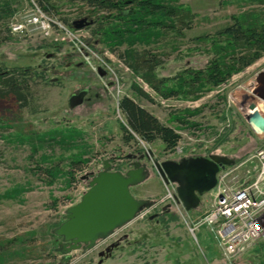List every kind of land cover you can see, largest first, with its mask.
<instances>
[{"label": "rangeland", "instance_id": "rangeland-1", "mask_svg": "<svg viewBox=\"0 0 264 264\" xmlns=\"http://www.w3.org/2000/svg\"><path fill=\"white\" fill-rule=\"evenodd\" d=\"M161 1L189 10L193 17L188 27L139 29L134 24L132 33L140 39L132 45L129 33L122 35L119 45L110 41L113 37L118 41L115 36L91 34L96 18L77 14L79 6L60 1V16L93 20L78 31L88 46L82 50L71 41L53 42L36 31L10 34L9 22L28 14L31 0H0V35L6 38L0 42V67L30 72L28 106L17 108L13 99L0 102V264H264V229L241 255L228 260L208 227L190 231L208 208L209 192L197 209L185 211L169 197L170 191L175 194V184H165L152 170L130 188L135 198L151 200L150 207L90 249L65 254L58 250L63 241L53 234L54 228L64 220L65 209L80 200L104 159L110 160L113 170L125 171L133 160L129 155L147 150L153 153L146 160L149 165L152 160L217 154L234 161L224 166L227 170L264 144L244 118L252 112L247 95L253 76L264 68V55L198 99L185 93L163 98L127 64L140 53L131 51L148 50L164 60L156 67V76L167 79V87L183 91L179 74L206 67L220 45L218 30L235 19L264 23V0ZM106 26L111 31L126 27L115 19ZM98 66L106 77L98 75ZM108 80L114 84L106 86ZM133 84L154 103L134 93ZM84 88L89 91L87 99L69 108V96ZM123 96L178 131L181 138L172 151L165 152L159 140L146 143L136 137L129 145L122 142L126 123L118 103Z\"/></svg>", "mask_w": 264, "mask_h": 264}, {"label": "trees", "instance_id": "trees-1", "mask_svg": "<svg viewBox=\"0 0 264 264\" xmlns=\"http://www.w3.org/2000/svg\"><path fill=\"white\" fill-rule=\"evenodd\" d=\"M34 1L49 16H57L59 21L69 27H71L72 20L60 16L59 2L79 6L77 14L85 13L87 16L96 18L94 24L97 28L91 34L109 36V38L115 36L118 41H115L114 37L110 39L113 45L122 43V35L125 33L130 34L129 38L131 39L127 40L129 45L140 39L138 35L134 36L132 33L135 31H132L134 24L139 26V29L156 26L162 30H167L173 28V25H178L180 29H183L188 27V23L193 17L189 10L178 6H168L161 0ZM0 19L3 20L1 17ZM114 19L118 22L122 21L123 26L126 25V27L119 28L116 26L117 28L111 31L112 27L106 25ZM92 23L93 20H91ZM216 34L217 42L220 45L216 46L215 54L206 67L203 69L188 68L179 74L180 85L185 89L183 91L167 87L165 84L167 79L156 76L155 69L164 63V60L150 54L148 50L131 51L140 53L134 55L132 62L127 63L125 58L124 61L128 66L130 65L129 67L141 77L149 88L161 97H176L180 93H185L193 99H198L206 89L226 82L232 75L242 71L264 55V23L250 19H235L231 24L218 30ZM5 39L0 35V42L5 41ZM130 53H127L128 57L132 56ZM29 75V69L0 67V102L13 99L18 105L17 108L27 107L30 98L27 79ZM131 89L145 100L154 103L153 98L139 86L133 84ZM118 108L126 123L125 126H122L123 134L121 137L125 145H129L138 137L146 143L159 140L163 143L165 152L172 151L177 146L181 138L178 131L173 126L163 123L133 98L121 97Z\"/></svg>", "mask_w": 264, "mask_h": 264}, {"label": "water", "instance_id": "water-1", "mask_svg": "<svg viewBox=\"0 0 264 264\" xmlns=\"http://www.w3.org/2000/svg\"><path fill=\"white\" fill-rule=\"evenodd\" d=\"M91 23L87 17L71 21V27L80 30ZM100 77L107 72L97 67ZM112 81L107 86H112ZM88 89L84 88L72 93L68 98L69 108L83 103ZM251 99L248 108L252 112L244 114L251 129L264 138V68L255 73L249 86ZM133 160L125 170H113L109 159H104L102 169L97 171L88 181V188L80 200L64 211V220L53 230L63 243L58 250L69 253L76 249H90L98 240H103L113 232L134 220L144 208L153 202L148 199L135 198L130 188L149 177L150 171L161 177L165 184H175V201L185 211L197 209L201 197L209 192L217 182L216 174L225 165L234 161L225 156L211 154L208 157L188 156L175 160H152L151 150L128 156ZM147 160V161H146Z\"/></svg>", "mask_w": 264, "mask_h": 264}, {"label": "built area", "instance_id": "built-area-1", "mask_svg": "<svg viewBox=\"0 0 264 264\" xmlns=\"http://www.w3.org/2000/svg\"><path fill=\"white\" fill-rule=\"evenodd\" d=\"M31 8L21 19L9 22L10 34L27 36L36 31L44 38H52L53 42L71 41L82 50L88 49L79 30L49 16L34 0H31ZM216 178V185L209 191L208 208L190 231L194 233L202 225L208 227L216 245L230 260L241 255L263 233L264 144L242 162L227 170L220 168ZM173 192H169V197L176 202Z\"/></svg>", "mask_w": 264, "mask_h": 264}, {"label": "flooded vegetation", "instance_id": "flooded-vegetation-1", "mask_svg": "<svg viewBox=\"0 0 264 264\" xmlns=\"http://www.w3.org/2000/svg\"><path fill=\"white\" fill-rule=\"evenodd\" d=\"M111 81H112V80H111ZM107 82H110V80H108ZM107 82H106V86H107ZM112 82H113V81H112ZM113 83H114V82H113ZM77 92H78V91H77ZM88 92H89V91H88ZM87 95H88V93H87ZM87 95H86V96H87ZM86 96L84 97V100L87 99ZM129 166H130V165H129Z\"/></svg>", "mask_w": 264, "mask_h": 264}, {"label": "crops", "instance_id": "crops-1", "mask_svg": "<svg viewBox=\"0 0 264 264\" xmlns=\"http://www.w3.org/2000/svg\"><path fill=\"white\" fill-rule=\"evenodd\" d=\"M156 117H158V116L156 115ZM158 118H159V117H158ZM159 119H160V118H159ZM160 120H161V119H160ZM161 121H162V120H161ZM254 247H256V246H254ZM254 247H253V248H254ZM260 248H261V247H260Z\"/></svg>", "mask_w": 264, "mask_h": 264}]
</instances>
